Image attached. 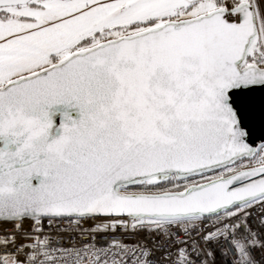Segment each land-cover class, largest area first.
<instances>
[{"label": "snow or ice", "instance_id": "snow-or-ice-1", "mask_svg": "<svg viewBox=\"0 0 264 264\" xmlns=\"http://www.w3.org/2000/svg\"><path fill=\"white\" fill-rule=\"evenodd\" d=\"M0 264H264V0H0Z\"/></svg>", "mask_w": 264, "mask_h": 264}]
</instances>
